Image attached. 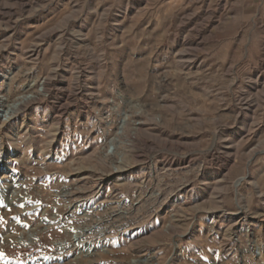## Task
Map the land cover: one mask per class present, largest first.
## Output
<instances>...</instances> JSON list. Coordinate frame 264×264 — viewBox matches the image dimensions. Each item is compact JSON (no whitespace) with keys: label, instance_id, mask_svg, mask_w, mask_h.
<instances>
[{"label":"rangeland","instance_id":"1","mask_svg":"<svg viewBox=\"0 0 264 264\" xmlns=\"http://www.w3.org/2000/svg\"><path fill=\"white\" fill-rule=\"evenodd\" d=\"M0 264H264V0H0Z\"/></svg>","mask_w":264,"mask_h":264},{"label":"bare ground","instance_id":"2","mask_svg":"<svg viewBox=\"0 0 264 264\" xmlns=\"http://www.w3.org/2000/svg\"><path fill=\"white\" fill-rule=\"evenodd\" d=\"M20 106L21 102H17V104H14L12 107H3V109H1L2 117H4L5 119H9V116L13 115Z\"/></svg>","mask_w":264,"mask_h":264}]
</instances>
